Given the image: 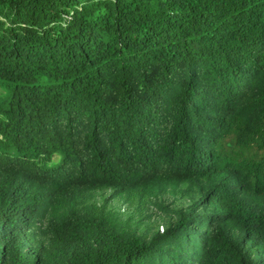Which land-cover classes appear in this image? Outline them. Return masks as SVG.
I'll return each instance as SVG.
<instances>
[{"label":"trees","instance_id":"obj_1","mask_svg":"<svg viewBox=\"0 0 264 264\" xmlns=\"http://www.w3.org/2000/svg\"><path fill=\"white\" fill-rule=\"evenodd\" d=\"M185 184L149 240L77 209ZM0 264H264V0H0Z\"/></svg>","mask_w":264,"mask_h":264},{"label":"rangeland","instance_id":"obj_2","mask_svg":"<svg viewBox=\"0 0 264 264\" xmlns=\"http://www.w3.org/2000/svg\"><path fill=\"white\" fill-rule=\"evenodd\" d=\"M115 190L101 188L81 199L77 209L90 207L95 216L120 232L136 234L149 240L154 234L172 227L185 210L198 202L201 195L182 185L175 193L159 198H117ZM203 209V205L198 206ZM201 211V210H200Z\"/></svg>","mask_w":264,"mask_h":264}]
</instances>
